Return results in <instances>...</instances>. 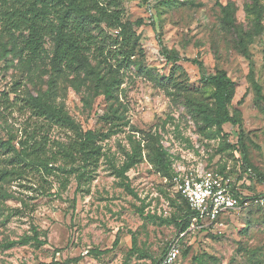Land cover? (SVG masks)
<instances>
[{"label": "rangeland", "instance_id": "rangeland-1", "mask_svg": "<svg viewBox=\"0 0 264 264\" xmlns=\"http://www.w3.org/2000/svg\"><path fill=\"white\" fill-rule=\"evenodd\" d=\"M217 2L234 3L238 24L253 31L250 0H101L120 27L91 25L90 69L63 68L54 78V39L46 38L41 59L28 62L19 53L27 33L7 34L0 22V45L8 50L0 60V264H153L187 211L174 186L179 175L224 169L242 197L264 200V19L248 61L233 49ZM163 47L180 59L168 63ZM219 71L235 84L230 109L241 121L240 129L224 126L228 138L214 136L187 105L188 98L213 103L214 87L202 78ZM97 74L113 86L110 96ZM29 96L62 107L81 132L96 134L102 153L95 165L66 157L79 136L36 115ZM151 137L167 152L173 179L149 162ZM9 147L36 149L37 157L24 163ZM138 154L127 180L118 178L113 168ZM219 222L189 232L177 264H264V204ZM35 230L46 245L6 247Z\"/></svg>", "mask_w": 264, "mask_h": 264}, {"label": "trees", "instance_id": "trees-1", "mask_svg": "<svg viewBox=\"0 0 264 264\" xmlns=\"http://www.w3.org/2000/svg\"><path fill=\"white\" fill-rule=\"evenodd\" d=\"M217 5L221 11L220 22L226 34L232 40L233 49L250 61L249 46L254 38L263 32L264 8L260 0H250V4L245 6L247 16L254 17L253 31H246L238 24L236 18L237 8L234 3L228 2L223 5L217 2ZM118 19L116 14L109 13L102 6L101 0H0V22L3 31L7 34L12 32L27 33V36L21 41L19 53L25 56L28 62L41 59L46 53V38L50 37L54 39L52 57L53 78L60 75L63 72V68L68 70H78L81 68L84 71H88L90 66L85 55V49L87 47L86 43H90L92 39L88 28L91 25L99 27L101 23H105L109 27H120ZM7 53L6 47L0 45V60ZM162 53L168 63L177 62L180 59L178 53L168 51L165 47L162 48ZM194 63L202 67L200 62L194 61ZM138 70L143 71L141 66H139ZM96 81L97 84L105 87L106 95L110 96L113 86L108 84V82L103 83V79L98 74ZM168 82H172L171 78H169ZM202 82L214 87L212 95L213 103L209 105L197 102L194 98H188L187 105L193 111L195 117L199 118L206 127L215 129L214 136L228 138V134L224 132L225 125L230 124L233 127L241 128V121L230 109L235 84L225 71L204 76ZM174 87H178V85L176 84ZM257 87L258 96L262 98L260 88L259 86ZM25 102L36 111V115L65 125L79 136L80 140L75 141L74 144H71L64 151L66 157L73 159L78 155L83 165H95L97 163L101 156L102 148L95 145L96 134L91 131L86 133L81 132L80 128L65 113L62 107L53 106L33 96H29ZM153 140L154 137H151V142L148 146L149 162L165 177L171 178L172 164L169 161L168 154L161 145L155 146ZM238 144L242 145L241 139H239ZM227 147L238 148L237 146L230 145ZM239 148H242V146ZM8 149L10 153H15V157L24 163L31 162V158L36 159L37 157L35 156L36 149L30 152L27 150V147H23L20 153H17L12 147ZM139 157L140 154L135 156L128 155L127 161L120 168H113L115 175L122 180H127V173L137 164ZM218 172L226 174L224 169H220ZM85 173L86 170L84 169L78 175L79 179L84 178ZM125 189L129 194L137 196L128 184L125 185ZM178 195L187 206V211L184 212L182 210L178 216V220H175L179 234L189 229L194 213L182 196L179 193ZM255 199L258 198H252V200ZM119 240L120 238L117 235L113 244L114 248L118 246ZM31 241L35 242L37 248L46 245V242L39 239L38 232L35 230L33 238H26L20 242L13 241L7 244L6 247L25 246L29 245ZM104 253L106 252H99V254ZM159 260H155L153 264H158Z\"/></svg>", "mask_w": 264, "mask_h": 264}, {"label": "built area", "instance_id": "built-area-1", "mask_svg": "<svg viewBox=\"0 0 264 264\" xmlns=\"http://www.w3.org/2000/svg\"><path fill=\"white\" fill-rule=\"evenodd\" d=\"M174 186L194 214L189 229L172 240L158 264L178 263L183 238L189 232L218 225L221 218L241 211L250 203L264 204L262 198L252 200L242 197L235 187V180L212 170L179 175L174 178Z\"/></svg>", "mask_w": 264, "mask_h": 264}]
</instances>
